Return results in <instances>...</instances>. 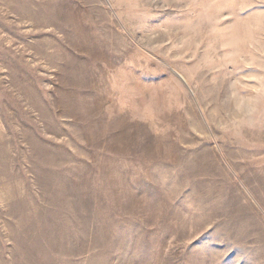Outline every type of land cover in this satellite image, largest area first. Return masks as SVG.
I'll list each match as a JSON object with an SVG mask.
<instances>
[{
  "label": "rangeland",
  "instance_id": "rangeland-1",
  "mask_svg": "<svg viewBox=\"0 0 264 264\" xmlns=\"http://www.w3.org/2000/svg\"><path fill=\"white\" fill-rule=\"evenodd\" d=\"M0 264H264V0H0Z\"/></svg>",
  "mask_w": 264,
  "mask_h": 264
}]
</instances>
